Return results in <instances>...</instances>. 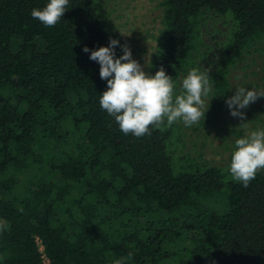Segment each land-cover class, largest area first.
Here are the masks:
<instances>
[{"label": "trees", "instance_id": "16d2710c", "mask_svg": "<svg viewBox=\"0 0 264 264\" xmlns=\"http://www.w3.org/2000/svg\"><path fill=\"white\" fill-rule=\"evenodd\" d=\"M96 1L69 0L61 21L46 27L30 13L49 0H0V264H43L37 239L51 264H264V170L244 187L230 163L188 150L185 137L209 138L203 120L191 134L177 122L137 138L101 109L107 81L90 52L116 37ZM160 7L150 75L162 66L177 94L188 72L210 61L201 21L231 19L209 71L208 97L222 112L233 68L264 43V0ZM240 124L227 135L241 136Z\"/></svg>", "mask_w": 264, "mask_h": 264}, {"label": "clouds", "instance_id": "9594fccd", "mask_svg": "<svg viewBox=\"0 0 264 264\" xmlns=\"http://www.w3.org/2000/svg\"><path fill=\"white\" fill-rule=\"evenodd\" d=\"M69 0H49L41 8L32 9L30 15L46 27L56 26L68 9ZM121 47L123 55L116 57L115 49ZM85 53L90 49L85 47ZM90 60L100 65V78L107 81V90L100 95L102 110L113 117L125 134L140 138L151 135V128L170 127L183 122L192 127L205 119V100L212 91L209 70L192 68L181 82L182 91L177 94L175 80L161 66L155 75L144 71V67L133 59L128 45H119L116 39L109 40L107 47L91 50ZM264 97V90H247L240 87L225 103L234 118L241 121L239 127L248 123L244 112L251 103ZM264 170V128L251 131L235 141L229 172L234 181L248 187L259 171ZM20 211H23L21 208ZM7 230V222L0 221V233ZM129 252L127 259L132 257ZM126 264V258L113 261Z\"/></svg>", "mask_w": 264, "mask_h": 264}, {"label": "rangeland", "instance_id": "374dc122", "mask_svg": "<svg viewBox=\"0 0 264 264\" xmlns=\"http://www.w3.org/2000/svg\"><path fill=\"white\" fill-rule=\"evenodd\" d=\"M162 0H98L100 6V16L106 21L107 25L112 28L113 35L123 45H128L131 49L133 59L137 60L143 67L144 71L150 74L153 54L156 51L158 37L162 28L161 18L162 9L160 3ZM231 19L207 15L201 21L202 37L205 43L204 49H210V61L204 64L205 68L213 71L216 68V62L219 60L218 55L224 46L231 28ZM264 43L258 42L245 57L240 60L236 67L233 68L229 77L230 91L225 94V100L235 95V90L245 87L247 90H264ZM258 49V51H257ZM213 54V55H212ZM216 101H220L218 98ZM254 110L253 115L247 119L248 126L241 136L229 134L228 128L237 124L238 118L230 114L226 104L223 105V111L218 112L215 107L214 98L205 100V119L202 127L204 130H211L209 138L204 141L199 138L185 137L188 150L195 154L203 153L206 160L212 161L221 166H229L231 155L234 151L235 141L249 134L253 130L264 128V97L258 98L255 103H251L244 112L248 118V111ZM262 110V112H261ZM217 115H219L218 120ZM262 119V121H260ZM243 121V123L245 122ZM209 122V125L206 123ZM198 125V124H197ZM188 134H191L192 127H185ZM238 131V129H236ZM202 141L204 146H202ZM194 142L195 145L192 143ZM230 144V146H229ZM228 146L225 149L224 146Z\"/></svg>", "mask_w": 264, "mask_h": 264}, {"label": "built area", "instance_id": "2783aa9c", "mask_svg": "<svg viewBox=\"0 0 264 264\" xmlns=\"http://www.w3.org/2000/svg\"><path fill=\"white\" fill-rule=\"evenodd\" d=\"M37 244H38L40 251L42 253L43 264H51L50 259L47 257V255L44 252V246H43L40 239H37Z\"/></svg>", "mask_w": 264, "mask_h": 264}]
</instances>
